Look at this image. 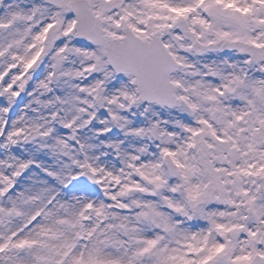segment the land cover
Listing matches in <instances>:
<instances>
[{"label":"snow or ice","instance_id":"snow-or-ice-1","mask_svg":"<svg viewBox=\"0 0 264 264\" xmlns=\"http://www.w3.org/2000/svg\"><path fill=\"white\" fill-rule=\"evenodd\" d=\"M0 264H264V0H0Z\"/></svg>","mask_w":264,"mask_h":264}]
</instances>
